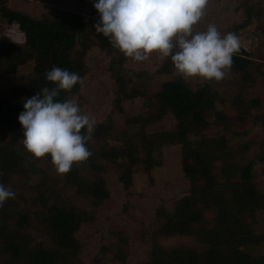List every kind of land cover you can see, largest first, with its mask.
<instances>
[{"label": "trees", "instance_id": "1", "mask_svg": "<svg viewBox=\"0 0 264 264\" xmlns=\"http://www.w3.org/2000/svg\"><path fill=\"white\" fill-rule=\"evenodd\" d=\"M87 2V14L50 7L32 16L11 7L8 0H0L1 22L17 26L23 37L15 41L5 33L0 36V76L14 74L31 63L30 73L0 94V184L15 193L0 206V264H82L76 232L94 219L95 210L109 197L105 164L119 163L118 180L127 189L135 171L150 175L161 164L162 149L170 145L180 147V166L189 186L170 209L157 206L145 264H264V232L257 228L256 219L264 211V193L255 184L253 163L242 157L249 146L236 148L224 135L203 134L213 123L230 127V118L217 109L223 101L220 92L209 82L191 87L180 76L163 81L158 90L150 92L149 82L155 74L175 71L170 60L161 59L153 73L128 70L125 56L95 31L93 25L99 17L92 0ZM239 8L243 21L232 32L240 34L255 24V32L264 41V0H240ZM92 48L110 57L114 108L122 112L125 101L142 98L145 110L125 119L126 129L116 143H110L115 140L113 124L98 122L87 144L92 155L74 163L61 178L54 177L40 166L55 170L47 154L34 158L23 150L17 117L25 99L44 87H54L45 79L53 66L76 72L82 79L85 58ZM232 59L230 69L244 82L253 83L250 53L240 46ZM80 82L71 91H61L57 99L77 92ZM234 103L246 113L260 104L251 99L245 106L241 98ZM167 115L175 120L172 129L148 131ZM16 176L25 181L37 176L33 196L10 187ZM59 181L86 206L67 202L57 187ZM175 237L191 238L196 245L167 247L160 243ZM114 256L125 261L120 248ZM96 262L100 263L98 258Z\"/></svg>", "mask_w": 264, "mask_h": 264}, {"label": "rangeland", "instance_id": "2", "mask_svg": "<svg viewBox=\"0 0 264 264\" xmlns=\"http://www.w3.org/2000/svg\"><path fill=\"white\" fill-rule=\"evenodd\" d=\"M240 0H208L204 17L195 26L196 30H204L208 24H214L221 34L232 32L235 24L243 21L239 8ZM13 8L24 10L32 16H39L47 8L57 7L64 10L87 14L89 4L87 0H8ZM255 24L240 30L236 34L240 46L250 53L252 67L249 73L253 83L244 82L242 76L229 69L227 76L220 80L205 81L199 78L184 79L191 87L209 82L217 89L223 101L218 110L230 118V127L212 124L203 132L204 135H224L231 146L236 148L248 145L249 149L242 154L244 162H252L254 181L264 193V41L255 32ZM258 31V30H256ZM5 33L15 41H22L17 26L7 25L0 20V36ZM125 67L128 70H144L150 73L160 64L161 58L153 53L148 59L136 62L125 57ZM86 71L81 79L77 92L70 94L68 99H77L82 112L89 113L98 122L107 121L115 129L116 143L121 133L126 129L125 119L145 110L142 98L125 101L122 112L113 106V80L108 72L110 57L97 48H92L85 58ZM31 71V63L21 66L14 74L0 76V94L8 90L18 81L21 75ZM179 76L175 71L170 75H156L149 82V91L160 88L163 81ZM241 98L246 102L257 99L259 106L249 109L238 107L234 102ZM175 120L167 115L163 120L148 127V131L157 132L172 129ZM25 150V149H23ZM26 151V150H25ZM27 152V151H26ZM29 153V152H27ZM180 147L166 146L162 149L161 164L156 166L150 175L137 169L133 174L131 185L125 189L118 180L119 163L105 164L103 173L109 190V197L95 210L92 221L83 223L76 232V238L81 244L80 258L82 264H145L150 248L149 233L154 229L155 211L159 204L168 209L173 205L176 197L188 189V181L180 166ZM29 158L30 155L28 156ZM41 168L54 177L61 178L56 170L45 165ZM40 178V177H39ZM21 176L12 179L10 187L26 196H33V184L37 183V176L25 181ZM27 182V183H25ZM61 188V196L67 202H74L86 206L78 199L73 191L64 188L61 181L57 184ZM257 228L264 232V211L257 215ZM164 246H195V242L187 237H175L160 240ZM120 248L125 261L119 262L114 254Z\"/></svg>", "mask_w": 264, "mask_h": 264}, {"label": "clouds", "instance_id": "3", "mask_svg": "<svg viewBox=\"0 0 264 264\" xmlns=\"http://www.w3.org/2000/svg\"><path fill=\"white\" fill-rule=\"evenodd\" d=\"M208 0H92L98 20L94 29L125 57L142 62L156 53L170 60L184 79L205 81L224 79L240 42L233 32L221 34L214 24L204 30L195 26L205 15ZM45 79L54 87H44L23 102L17 120L22 128V145L34 158L46 154L58 174L74 163L87 160V147L97 120L82 112L77 99H57L61 91H71L81 77L76 72L53 66ZM15 193L0 184V206Z\"/></svg>", "mask_w": 264, "mask_h": 264}]
</instances>
